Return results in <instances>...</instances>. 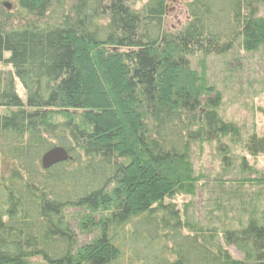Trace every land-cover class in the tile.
I'll return each instance as SVG.
<instances>
[{
  "label": "trees",
  "instance_id": "trees-1",
  "mask_svg": "<svg viewBox=\"0 0 264 264\" xmlns=\"http://www.w3.org/2000/svg\"><path fill=\"white\" fill-rule=\"evenodd\" d=\"M257 1L191 0L177 29L165 23L166 0L142 10L131 0L0 7V164L10 168L0 177V264H264V209L214 226L173 201L205 178L193 145L229 151L221 142L241 133L191 58L236 44L264 50ZM55 146L70 159L45 169ZM243 147L264 153V136L250 134ZM232 187L218 198L238 197ZM67 208L83 209L84 243Z\"/></svg>",
  "mask_w": 264,
  "mask_h": 264
},
{
  "label": "rangeland",
  "instance_id": "rangeland-1",
  "mask_svg": "<svg viewBox=\"0 0 264 264\" xmlns=\"http://www.w3.org/2000/svg\"><path fill=\"white\" fill-rule=\"evenodd\" d=\"M135 10H142L149 0H131ZM191 0H166V25L177 29L187 21L186 3ZM7 3L10 7L4 5ZM254 6L260 15H264V0H259ZM0 7L5 12H12L17 5L14 0H0ZM15 23L18 20L15 19ZM14 23V24H15ZM6 57L8 54L5 55ZM202 59V61L200 60ZM194 68L202 71L205 67V75L209 84L214 85L221 95L220 114L225 120L235 123L241 130L240 138H224L221 142L227 146L223 149L219 143H205L202 148L199 144L193 145L192 159L197 174H204V180L198 184L194 196L179 194L173 200L184 213L190 217L201 220L204 223L221 226L222 222L237 223L239 219L245 220L247 213L243 208H251L258 215L264 209V153L251 155L243 147L244 140L256 133L264 136V50L245 52L238 44L224 54H211L208 57L196 55L191 58ZM4 71H11L10 66H4ZM16 89L20 95L24 90L17 80ZM3 110L0 109V114ZM225 155L228 160H225ZM245 159V169L241 167ZM10 168L0 164V177L6 175ZM248 181L238 184L239 181ZM219 184V185H218ZM223 186L225 191L236 189L238 197L228 198L222 194V200L227 206L217 207V201L222 202L219 188ZM228 200V201H227ZM242 202H245L243 204ZM251 204V205H250ZM250 205V206H249ZM83 209L67 208L65 213L73 224L78 234L80 243H84L89 237L88 233L78 228L77 213ZM250 210V209H249ZM226 213V214H225ZM229 226V225H228ZM228 250L235 258L242 255L234 246Z\"/></svg>",
  "mask_w": 264,
  "mask_h": 264
},
{
  "label": "water",
  "instance_id": "water-1",
  "mask_svg": "<svg viewBox=\"0 0 264 264\" xmlns=\"http://www.w3.org/2000/svg\"><path fill=\"white\" fill-rule=\"evenodd\" d=\"M4 5L10 7L7 3H4ZM69 159L70 155L67 149L61 146H55L43 154L41 164L43 168L47 169Z\"/></svg>",
  "mask_w": 264,
  "mask_h": 264
}]
</instances>
